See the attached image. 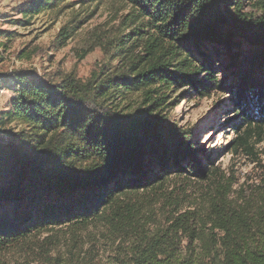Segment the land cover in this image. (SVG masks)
<instances>
[{
    "label": "trees",
    "instance_id": "1",
    "mask_svg": "<svg viewBox=\"0 0 264 264\" xmlns=\"http://www.w3.org/2000/svg\"><path fill=\"white\" fill-rule=\"evenodd\" d=\"M65 1L20 12L31 19ZM122 1L128 33L98 44L115 64L57 82L0 73L14 94L0 118V264H90L102 247L112 264H264V197H234L191 131L163 114L182 87L224 89L212 58L226 50L241 61L226 89L245 129L235 144L250 148L264 129V0ZM79 26L63 27L58 47Z\"/></svg>",
    "mask_w": 264,
    "mask_h": 264
},
{
    "label": "rangeland",
    "instance_id": "2",
    "mask_svg": "<svg viewBox=\"0 0 264 264\" xmlns=\"http://www.w3.org/2000/svg\"><path fill=\"white\" fill-rule=\"evenodd\" d=\"M29 1L0 0V32L8 33V36H0V73L31 72L46 81L57 82L62 75L70 73L87 79L94 71L115 64L98 44L116 32L128 33L119 25L129 11L122 0L103 3L66 0L56 9L41 12L31 19L20 12ZM73 25L79 26L77 32L64 47H58L57 38L62 28ZM220 54L212 58L216 66L213 71L224 89L201 96L189 86L182 87L172 94L169 102L173 103L176 98L175 103L163 114L171 125L191 131L197 148L203 151L200 152L201 163L211 167L206 162L209 157L211 163L219 167L232 182L234 197L241 202L255 203L264 197V129L255 130L249 136V149L236 147L245 129L238 128L241 117L236 119L237 112L229 98L232 95L226 89L240 82L241 61L226 50ZM257 79L264 80L262 71L258 72ZM13 96L10 90L0 88V118L11 109ZM133 102L139 104L141 99L135 95ZM20 129L16 123L5 126V130L13 133ZM1 131L5 139L6 133ZM89 247L88 244L86 250ZM88 258L90 264H112L114 261L113 252L105 247Z\"/></svg>",
    "mask_w": 264,
    "mask_h": 264
}]
</instances>
